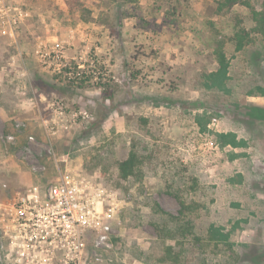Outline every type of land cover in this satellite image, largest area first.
Listing matches in <instances>:
<instances>
[{"label":"rangeland","instance_id":"374dc122","mask_svg":"<svg viewBox=\"0 0 264 264\" xmlns=\"http://www.w3.org/2000/svg\"><path fill=\"white\" fill-rule=\"evenodd\" d=\"M263 11L264 0H0V264H163L167 246L173 264L202 252L264 264V122L247 115L264 109ZM218 52L225 78L212 76ZM131 150L141 164L122 180ZM65 175L103 192L99 211L115 207L110 248L94 251L86 231L74 261L13 239L18 198ZM166 223L172 239L155 228Z\"/></svg>","mask_w":264,"mask_h":264},{"label":"built area","instance_id":"2783aa9c","mask_svg":"<svg viewBox=\"0 0 264 264\" xmlns=\"http://www.w3.org/2000/svg\"><path fill=\"white\" fill-rule=\"evenodd\" d=\"M16 17L7 20L12 32ZM6 32V31H5ZM23 123H16V129H22ZM5 142L12 143L13 135H6ZM33 137H28V143L33 142ZM47 154L52 155L51 149ZM44 166L33 164V172L43 171ZM82 186L71 175H65L47 188L39 192L32 188L18 198V212L14 217L17 236L13 239L22 240L26 247L42 249H65L69 251L71 261L79 259L85 248V233H94L92 240L94 251L110 248V236L112 233L110 219L115 212L111 204L107 210L99 211L98 206L105 200L103 192L96 191L88 196ZM16 244V243H14ZM95 260L100 256L94 254Z\"/></svg>","mask_w":264,"mask_h":264},{"label":"trees","instance_id":"16d2710c","mask_svg":"<svg viewBox=\"0 0 264 264\" xmlns=\"http://www.w3.org/2000/svg\"><path fill=\"white\" fill-rule=\"evenodd\" d=\"M122 1L124 3L133 2V0H122ZM228 1L230 0H226V2ZM253 14L258 16V13H253ZM259 15H260L259 22H260L261 28L264 29V11L261 12ZM235 38H236L237 49L238 50L242 49L244 47L243 36L239 34L238 32H236ZM218 62L220 65L219 70L218 72L214 73L212 76L225 78V74H227L228 63L225 60V56L224 54H222V52H218ZM99 86L103 88L104 92H108V90L105 89L106 86L103 83L100 84ZM258 90L262 92L261 95L264 94V87L261 89L259 88ZM111 97L112 95L108 93L107 98H111ZM247 115L255 119L256 122L258 121L264 122V109H258V108L251 107L250 113H248ZM232 144L235 145V143H232ZM140 164H141V161H140L139 155L137 154L135 150H131L126 158L120 160L117 163V171H118L119 178L122 180H126L130 177H133L134 175L137 174ZM150 208L154 210L155 212H162L158 204L155 202L151 203ZM170 218L172 219V217ZM155 228L158 231L159 238L163 239L165 237H168L172 239L173 233L168 223H166L165 225H162V227H159V225H155ZM221 229H222L221 227H216L214 225H210L208 228L209 241L212 242L216 247L220 243L226 242V234H223L221 232ZM241 246L243 249H248L247 245H241ZM171 255H172V247L167 246L164 258L163 257L160 258L158 262H161L163 264H168V263L173 264L174 262H176L177 255H175V257H171ZM199 260L202 262L201 264H206V259L203 255V252L201 256L199 255Z\"/></svg>","mask_w":264,"mask_h":264},{"label":"water","instance_id":"95a60500","mask_svg":"<svg viewBox=\"0 0 264 264\" xmlns=\"http://www.w3.org/2000/svg\"><path fill=\"white\" fill-rule=\"evenodd\" d=\"M259 72H260L261 78H262V80L264 82V59L261 60Z\"/></svg>","mask_w":264,"mask_h":264}]
</instances>
